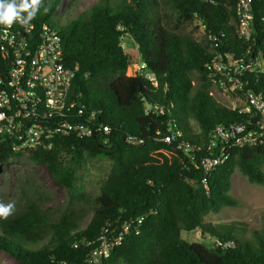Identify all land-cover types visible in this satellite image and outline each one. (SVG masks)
Segmentation results:
<instances>
[{
	"label": "trees",
	"instance_id": "obj_1",
	"mask_svg": "<svg viewBox=\"0 0 264 264\" xmlns=\"http://www.w3.org/2000/svg\"><path fill=\"white\" fill-rule=\"evenodd\" d=\"M61 1L42 0L29 21L34 30L23 36L35 44L44 25L57 32L63 61L76 71L71 87L75 116H88V123L107 126L110 134H58L51 148L17 152L8 144L0 165L28 156L45 165L71 194L77 190L78 168L88 159H109L112 167L92 199L93 215L85 228L80 226L82 214L64 211L53 219L40 200L31 198L7 219L0 218V250L20 264H89L104 226L145 216L142 232L128 236L101 264H264V226L256 230L253 245L227 226L205 221L210 213L238 205L230 194L237 168L251 183L264 184V143L234 149L208 175L201 165L209 133L218 125L254 123L240 108L215 99L210 87L223 77L213 75L209 65L218 54L238 60L248 50L249 57L261 53L262 67L241 80L245 89L264 96V0H253L249 40L236 31L238 0H100L73 18L58 14ZM194 19L202 22L210 44L180 30ZM125 35L137 43L140 61L157 85L141 70L127 74L134 58L124 48ZM0 61L9 62L1 50ZM172 133L175 138L166 141ZM183 143L191 150L186 152ZM196 229L216 242L191 243L181 236ZM230 242L235 245L225 247Z\"/></svg>",
	"mask_w": 264,
	"mask_h": 264
},
{
	"label": "built area",
	"instance_id": "obj_2",
	"mask_svg": "<svg viewBox=\"0 0 264 264\" xmlns=\"http://www.w3.org/2000/svg\"><path fill=\"white\" fill-rule=\"evenodd\" d=\"M237 13V34L249 40L253 34V0H238ZM33 30V23L0 24V50L9 59L7 63L0 61V157L8 144L17 152L41 146L51 148V139L58 134L90 137L100 130L110 134L109 127L97 128L88 123V116L81 120L75 116L76 102L71 98V87L76 71L63 61L57 32L44 25L34 44L23 36V32L30 34ZM249 53L248 50L245 57L238 60H233L231 54L225 57L218 54L209 65L214 70L213 75L223 77L220 80L224 79L223 75L230 76L234 92H243L247 102L240 112L249 114L254 123L218 125L209 133L208 155L201 159L207 175L228 160L234 149L264 143V96L245 89L241 80L256 66L262 67L261 53L255 57H249ZM143 67L146 68L145 63ZM150 78L157 85L154 75ZM77 112L82 114L83 109ZM91 116L93 118L94 114ZM174 138L175 133H172L165 140L170 142ZM130 142L135 143L134 140ZM182 146L186 152L191 150L188 143ZM203 181L208 188L207 177ZM144 222L145 216H139L121 225L104 226L97 245L88 255L89 264H101L128 236L140 234ZM234 245L230 242L225 247Z\"/></svg>",
	"mask_w": 264,
	"mask_h": 264
},
{
	"label": "rangeland",
	"instance_id": "obj_3",
	"mask_svg": "<svg viewBox=\"0 0 264 264\" xmlns=\"http://www.w3.org/2000/svg\"><path fill=\"white\" fill-rule=\"evenodd\" d=\"M98 1L100 0H74L71 6L72 0H62L58 14L73 18ZM162 12L168 13L165 8H162ZM180 30L205 44L211 42L202 22L198 19L181 24ZM123 45L134 58V64L128 67L127 74L133 75L141 70L153 76L152 72L145 67L142 68L138 45L133 37L125 35ZM223 76L224 79L213 81L210 92L217 101L229 108H244L247 102L245 95L239 91L234 92L231 89L230 76ZM192 126L196 132H199L195 120H192ZM111 167L112 161L109 159L99 157L88 159L78 168L77 190L71 194L52 178L45 165L33 162L28 156L14 157L6 164L0 165V203L7 204L14 201L15 209L12 212L14 214L23 208L28 199L36 198L48 209L53 219H57L64 211L82 214L80 226L85 228L93 215L92 199L100 193ZM262 168L264 171V164ZM230 194L238 200V205L225 207L219 213H210L205 217V221L225 225L241 241L257 245L255 232L257 229L261 231L264 226V184L251 183L248 177L237 168L232 176ZM181 236L191 243L203 241L212 245L216 242L210 235L204 236L197 229L189 232L182 231ZM0 264L20 263L11 253L0 250Z\"/></svg>",
	"mask_w": 264,
	"mask_h": 264
},
{
	"label": "clouds",
	"instance_id": "obj_4",
	"mask_svg": "<svg viewBox=\"0 0 264 264\" xmlns=\"http://www.w3.org/2000/svg\"><path fill=\"white\" fill-rule=\"evenodd\" d=\"M41 5L42 0H0V24L11 26L14 21H18L22 25H27L36 16ZM22 13L27 15L23 16ZM14 209V201L0 203V218L7 219Z\"/></svg>",
	"mask_w": 264,
	"mask_h": 264
}]
</instances>
